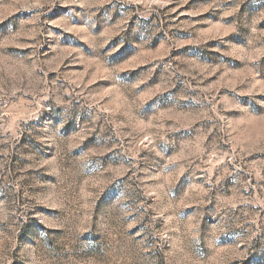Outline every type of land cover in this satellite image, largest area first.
Returning <instances> with one entry per match:
<instances>
[{
	"label": "rangeland",
	"instance_id": "374dc122",
	"mask_svg": "<svg viewBox=\"0 0 264 264\" xmlns=\"http://www.w3.org/2000/svg\"><path fill=\"white\" fill-rule=\"evenodd\" d=\"M0 264H264V0H0Z\"/></svg>",
	"mask_w": 264,
	"mask_h": 264
},
{
	"label": "clouds",
	"instance_id": "9594fccd",
	"mask_svg": "<svg viewBox=\"0 0 264 264\" xmlns=\"http://www.w3.org/2000/svg\"><path fill=\"white\" fill-rule=\"evenodd\" d=\"M118 71V70H117ZM17 227H18V225H17ZM13 231H15V228L13 229Z\"/></svg>",
	"mask_w": 264,
	"mask_h": 264
}]
</instances>
